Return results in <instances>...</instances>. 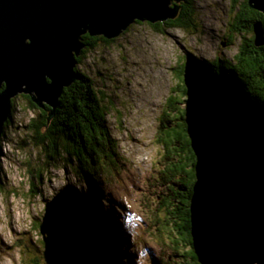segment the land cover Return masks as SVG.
Returning a JSON list of instances; mask_svg holds the SVG:
<instances>
[{
	"label": "water",
	"instance_id": "obj_1",
	"mask_svg": "<svg viewBox=\"0 0 264 264\" xmlns=\"http://www.w3.org/2000/svg\"><path fill=\"white\" fill-rule=\"evenodd\" d=\"M183 0H0V145L13 101L53 109L79 80L83 38L116 40L134 24L175 20ZM264 14V0H249ZM256 46L264 26L254 25ZM186 123L197 158L191 222L200 264H264V124L232 84L186 55ZM46 264H103L87 238L77 195L46 204Z\"/></svg>",
	"mask_w": 264,
	"mask_h": 264
},
{
	"label": "rangeland",
	"instance_id": "obj_2",
	"mask_svg": "<svg viewBox=\"0 0 264 264\" xmlns=\"http://www.w3.org/2000/svg\"><path fill=\"white\" fill-rule=\"evenodd\" d=\"M231 3L196 0L198 30L190 32L178 28L158 32L149 23L134 24L112 44L90 51L78 66L94 81L109 107L108 125L121 155L132 164L133 181L147 182L149 175L159 174L163 148L156 140L164 105L178 83L173 69L184 64L188 53L203 61L234 60L238 55L242 39L229 30ZM23 96L15 99L13 123L5 129L2 145L0 264H46L41 234L46 204L71 186L88 192L62 159L55 164L35 142L28 126L39 109ZM99 200L102 212L113 218L101 230L109 231V240L120 242L122 249L106 256L115 264H156L145 241L146 225L130 212V202L119 205L112 198ZM84 230L88 235L95 233Z\"/></svg>",
	"mask_w": 264,
	"mask_h": 264
},
{
	"label": "trees",
	"instance_id": "obj_3",
	"mask_svg": "<svg viewBox=\"0 0 264 264\" xmlns=\"http://www.w3.org/2000/svg\"><path fill=\"white\" fill-rule=\"evenodd\" d=\"M197 19L196 0H183L175 20L150 25L158 32L173 28L190 32L198 30ZM258 22L264 26V14L252 9L249 0H232L229 30L242 39L239 53L234 60L205 61V67L235 86L264 124V46H256L254 33V25ZM83 41L87 48L78 59L79 65L90 51L101 44L113 43L104 37L89 35ZM173 71L178 83L164 105L156 140L163 148L159 174L149 175L147 182L133 181L130 177L132 164L121 155L119 143L108 125L109 107L101 100L94 81L78 67L79 80L64 90L51 122L52 108L41 109L30 96H23L32 107L39 109V115L28 126L35 142L55 164L63 160L70 173L88 188L84 194L71 186L83 211V227L95 232L93 235L86 233V236L94 243L103 264H115L106 254L122 249L120 242L114 238L109 240V231L101 230L113 218L102 212L98 205L100 198H112L119 205L125 204V200L130 202V212L146 225L145 241L156 264H200L194 248L190 210L197 182V158L186 123L185 62ZM15 102L6 130L13 123ZM5 137L6 133L0 145V176L4 172L1 158Z\"/></svg>",
	"mask_w": 264,
	"mask_h": 264
},
{
	"label": "clouds",
	"instance_id": "obj_4",
	"mask_svg": "<svg viewBox=\"0 0 264 264\" xmlns=\"http://www.w3.org/2000/svg\"><path fill=\"white\" fill-rule=\"evenodd\" d=\"M181 4V3H180ZM179 4V6H180ZM138 23H141V22H138ZM137 24V23H136ZM114 41V40H113ZM87 48V47H86ZM203 61V60H202ZM203 63L205 64V61H203ZM185 64H186V56H185ZM45 244V243H44ZM45 260V259H44ZM46 263V262H45Z\"/></svg>",
	"mask_w": 264,
	"mask_h": 264
},
{
	"label": "bare ground",
	"instance_id": "obj_5",
	"mask_svg": "<svg viewBox=\"0 0 264 264\" xmlns=\"http://www.w3.org/2000/svg\"><path fill=\"white\" fill-rule=\"evenodd\" d=\"M260 119V118H259ZM263 123V122H262Z\"/></svg>",
	"mask_w": 264,
	"mask_h": 264
}]
</instances>
